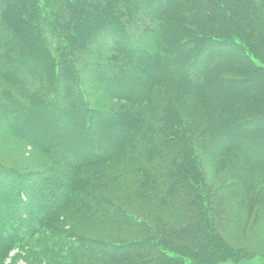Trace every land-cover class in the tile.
Segmentation results:
<instances>
[{
    "label": "trees",
    "instance_id": "1",
    "mask_svg": "<svg viewBox=\"0 0 264 264\" xmlns=\"http://www.w3.org/2000/svg\"><path fill=\"white\" fill-rule=\"evenodd\" d=\"M161 1L0 0V105L7 123H23L0 125V133L48 157L34 170L0 159V264H7L11 248L25 245L35 264H215L249 258L251 245L264 242V203L249 193L264 185V163L254 159L264 143L263 121L236 122L232 110L219 107L218 93H235L224 75L232 71L228 64L213 63L215 75L206 64L216 94L205 92V111L197 94L205 87L188 71L200 75L212 49L227 55L226 47L238 44L198 36L196 56L178 67L184 63L178 50L188 41L174 36L190 21L183 13L214 27L220 15L229 18V7L218 0ZM235 1L264 17L255 0ZM128 2L150 18L133 16L127 27ZM91 7L103 16L88 17L84 9ZM176 8L183 13L167 20ZM252 28L258 46L239 51L249 67L253 54L264 62V18ZM261 71L258 89L264 88ZM72 124L78 130L68 132ZM207 133L212 137L203 145ZM210 156L226 174L239 171L227 184L238 191L229 201L221 198L225 183L215 187L206 179ZM245 186L249 194L242 195ZM70 216L76 224L123 226L140 236H81L65 228Z\"/></svg>",
    "mask_w": 264,
    "mask_h": 264
},
{
    "label": "rangeland",
    "instance_id": "2",
    "mask_svg": "<svg viewBox=\"0 0 264 264\" xmlns=\"http://www.w3.org/2000/svg\"><path fill=\"white\" fill-rule=\"evenodd\" d=\"M218 1H220V3L222 2L224 5L226 3V6L229 7L228 10L230 11V15H229V18L228 17L226 18L225 15H220L219 16L220 22L217 21L216 24L214 23V27L205 26L204 24H201L202 22L200 21H198V23H195V18H193V16L185 14L182 11L180 13L179 12L180 9L176 8L174 10L173 9L170 10L167 20L168 18H171L170 16L175 15L177 13H180V14L183 13V15H185L186 17H190L189 18L190 21L185 23L184 29H182L181 31L177 29V33H175V36H174L175 37L174 40H176L177 43H179V41L181 40L188 41L186 42L187 44L185 43V46L183 48L178 50L179 51L178 54L181 60L184 61V63H181V65H179L178 67L180 69H182V67L186 68L189 62L191 61V59L194 58V55L196 56L197 50H198L197 47L201 44L200 43L201 41L198 36L205 37L206 39L207 38L219 39L222 41V43H225L224 45H226L228 40L232 41L233 39L234 41H236V43L238 44L237 47L235 46L226 47L227 55H225V53L220 50L212 49L210 54L205 56V60H204L205 63L201 67V69L203 70L200 71V75L198 72L197 74H195L196 72L193 73V70H188L191 73V77L195 78V80H197L199 84L202 83L201 85L205 87L201 89L202 90L201 93H197L199 94L200 97L204 98L203 102H201L202 105L200 104L199 108L200 110L203 109L205 111V107H204L206 105L205 104L206 103L205 92H207L208 94H211V96H214L216 94V93H213V89H212L213 86H212V83L209 82L210 80L208 77V73L211 72L213 75H215V73L217 72L213 68L214 67L213 63H215L218 60H221L222 64L224 65L228 64L229 65L228 67L230 68V70H232L230 72L225 73L224 75L227 76V78H230L232 80L229 90H232L231 89V86H232L235 89V93L234 95H232L231 93L232 91L218 93L219 101H221L219 107L221 109H227V111L232 110L233 116L235 117L236 122L244 121V119L246 118H249V119L255 118L258 120L259 119L262 120L263 122L259 123V125H261L260 126L261 130H264V88L258 89V86L260 85V82L262 79L261 74L263 72L261 71V68H264V62H262V60H259L257 55L253 54L252 56H250L249 54L250 59L253 62V67H249L246 65V63L243 62V59L241 55L239 54V51H245L249 53L252 48L255 49L257 42L255 41V33H253L252 27L254 24L260 23L261 20H263L264 17L263 15H261L260 11L262 10L260 9V7L262 8L264 4H262L260 0H255L254 4L252 3L255 7L260 9V11L258 12L256 10H252V8L249 9L248 7H245L244 9L239 8V5H238L239 2H236L235 0H218ZM163 3L164 2L162 0L160 4H163ZM133 4L134 3L128 2L127 5L125 4L123 8V13H126L125 18L123 17L124 19L123 21L126 24V26L129 28L131 27L129 21L132 20L133 16L138 15L140 17H145L146 19L150 18L151 16V14L141 11L140 9L137 8V6H134ZM248 5H250V3ZM131 7L133 8V10H131L132 9ZM127 9H130V11L133 12V14L131 12L128 13ZM84 11H87L88 17H91V18L100 19V17L103 16L102 13L98 12V10L96 11L95 8L93 7L85 8ZM207 11H210V10L207 9ZM244 16L246 17L250 16L251 22L248 23L247 19ZM242 17L245 19H243ZM233 20L237 22L236 25L234 24ZM136 21H138V18L136 19ZM248 25L251 28H249ZM76 39L77 41H79L78 37ZM80 40L82 41L81 43L83 45L84 38L82 37ZM68 41L70 40L66 39L65 43H69ZM77 41H75V43H78L77 46H79V42ZM71 45H74V44L71 43ZM99 47H102V46H99ZM261 50L264 52V49H261ZM164 52H162L163 54H161V56L164 55ZM159 56L160 54H158V57ZM37 58L40 60H44L43 55L41 57L37 56ZM169 60H171V58ZM72 62L74 64L76 71L77 70L81 71L79 69V67H81L80 60H76L74 58ZM206 64H208L207 67L210 66V70L206 68ZM258 67H261V68H258ZM115 71L114 72L117 73V69H115ZM45 72H46V75H48L47 68H45ZM259 74H260V77L258 76ZM48 76L46 79L47 80L46 84H48L50 81V77L48 78ZM32 77L36 83L40 82L39 76L33 75ZM125 77L129 81V77L131 76L130 74L127 73V76ZM87 80L90 83L94 82L95 84L96 83L98 84L96 77L89 76ZM206 84L209 86H206ZM0 86H1V83H0ZM244 88H248L249 90H252L251 93H245L243 91ZM2 106L0 105V125H5V126L7 125L9 127L10 126L20 127L23 125V123L20 121L21 118L20 120L16 121L15 124H10L9 121H8L9 123H7V121L3 119V109H2L3 107ZM186 106L190 107L191 102L186 104ZM71 113L75 115L77 114V112L73 110ZM26 114L30 115L32 118L35 117L33 114V110H29V109L26 110ZM66 129H68V132L70 131L73 132V131H77L78 127L72 124V125H68V128L66 127ZM72 134L73 133H71V135ZM253 134H255V132H253ZM70 137L74 139L76 138L74 136H70ZM109 137L110 135L106 136L105 138H102L100 141L101 144L107 143L108 141H105V140L111 139ZM211 137L212 136L209 135V133H207L204 138L206 141L202 140L201 143H203L204 145L205 143L209 142L208 140ZM81 139L83 138L81 137ZM47 142L52 143V144H57L50 138L47 139ZM89 142H92V141L91 140L86 141L85 143L88 144ZM87 144H84V145L87 146ZM263 145L262 147L259 145L257 149L254 150V159L257 162L264 163V146ZM86 146H83V147L86 148ZM242 146L240 147L241 149H242ZM202 148H205V147H202ZM47 158L48 157L45 153H42L38 151L37 149L35 150L31 148L29 145H24L23 143H20L19 141L0 133V159H2V163L6 164V166H8V164L11 163V164L16 165L17 168L16 166H12L11 164H9V167L12 166V167H15L16 169L25 167L27 169L34 170L40 167V165H37L38 162L40 163L44 162V160ZM210 158L211 159H209V157L207 159L206 158L204 159L205 167H206L204 172L206 174V179L207 181L210 180L211 182H213L215 187H218L222 185L223 183H225V186L227 187L220 189L221 198L223 201L224 199L229 201V199H231L232 197H235V193L237 194L238 191H236L233 187H231L233 185L228 186L227 184H229V182L230 183L232 182L233 174H236L237 172L239 173V171L234 170V168L232 167V169L228 170V174H226L224 170H222V168L218 166V161H216V157L210 156ZM254 159H251V160H254ZM226 163H227L226 166H228L229 163L228 162ZM242 166H244V164H242ZM212 169L214 173H212ZM249 190L250 188H247L246 186L244 188H241L242 195H244L243 193H245V195L250 193V196H254L258 200L261 199V202L264 203V185L263 184L260 185L259 189H253L252 191L247 193V191ZM65 218H64V226L67 230L72 231V232L75 231L74 233L80 234L81 236H85V237H92V238L106 239V240L119 239V240L126 241V240H132L140 236L139 234L133 233L132 229L126 228L123 226H113V225L110 226L107 224L102 225V224H97V223H86V222L76 224L71 219L72 216L67 217L66 219ZM259 240L260 238H258L257 241ZM260 241H264V238H262ZM231 242L233 243V241ZM30 246L31 245H25V246H20V247L14 246L13 248H11L10 251L8 252L6 263L7 264H35L36 259H34V255H32L31 253L27 251V250H30ZM250 249L251 250L249 252L251 253L252 256H250L249 258L237 259V260L228 259L226 261H218L215 264H264V242L261 245H259L258 243L257 246L251 245Z\"/></svg>",
    "mask_w": 264,
    "mask_h": 264
}]
</instances>
